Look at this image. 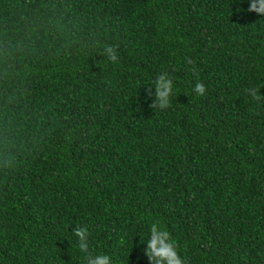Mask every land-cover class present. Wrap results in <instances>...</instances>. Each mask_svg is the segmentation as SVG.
Instances as JSON below:
<instances>
[{
    "label": "trees",
    "instance_id": "16d2710c",
    "mask_svg": "<svg viewBox=\"0 0 264 264\" xmlns=\"http://www.w3.org/2000/svg\"><path fill=\"white\" fill-rule=\"evenodd\" d=\"M248 7L0 0V264H83L78 226L112 264H149L155 221L188 264H264V100L245 92L264 85V17ZM163 71L171 106L152 110Z\"/></svg>",
    "mask_w": 264,
    "mask_h": 264
},
{
    "label": "clouds",
    "instance_id": "9594fccd",
    "mask_svg": "<svg viewBox=\"0 0 264 264\" xmlns=\"http://www.w3.org/2000/svg\"><path fill=\"white\" fill-rule=\"evenodd\" d=\"M249 13H255L264 17V0H248ZM105 55L109 62H118V51L114 47H107ZM188 63H192L190 60ZM154 86L146 87V96L151 99L150 107L152 110H167L171 106L173 95L174 79L168 71H163L153 80ZM261 86H251L245 92L254 101L264 100V95L260 94ZM193 92L198 96H204L207 92L204 83L197 81L193 86ZM73 235L77 238L79 251L83 254V264H112V258L104 253H93L90 251V233L87 226L73 228ZM143 245L144 255L149 264H188L185 256L179 251L178 242L173 238L170 231L159 221L151 223L148 239Z\"/></svg>",
    "mask_w": 264,
    "mask_h": 264
}]
</instances>
